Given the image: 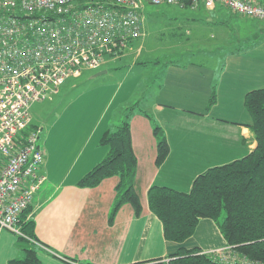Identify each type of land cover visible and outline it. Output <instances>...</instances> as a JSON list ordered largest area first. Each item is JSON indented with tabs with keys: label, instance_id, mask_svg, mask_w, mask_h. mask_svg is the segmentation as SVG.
Segmentation results:
<instances>
[{
	"label": "crops",
	"instance_id": "0c3cea01",
	"mask_svg": "<svg viewBox=\"0 0 264 264\" xmlns=\"http://www.w3.org/2000/svg\"><path fill=\"white\" fill-rule=\"evenodd\" d=\"M137 63L139 67H132V73L142 70L140 66L146 69L153 65L158 70L149 108L152 113L135 108L131 118L132 147L138 162L134 188L142 213L137 216L132 205L125 204L110 223L118 177L105 179L96 188L78 186L108 153L101 145L103 135L115 130L124 121L126 109L131 108L120 103L113 109L114 115L105 114L90 137L81 141L82 153L68 156L62 150L53 154L47 150L49 140L45 143L40 172L47 180L34 196L30 215L35 221L41 264H136L168 259L181 248L208 253L228 247L212 219H202L194 235L182 244L167 241L162 222L150 210L148 192L153 185L189 192L196 178L208 169L242 159L256 149L245 97L264 88V46L252 45L231 53L219 68L201 62ZM214 92L216 100L210 107ZM155 125L170 148L160 167L156 164ZM19 241L18 235L0 229V264L23 256Z\"/></svg>",
	"mask_w": 264,
	"mask_h": 264
},
{
	"label": "built area",
	"instance_id": "2783aa9c",
	"mask_svg": "<svg viewBox=\"0 0 264 264\" xmlns=\"http://www.w3.org/2000/svg\"><path fill=\"white\" fill-rule=\"evenodd\" d=\"M185 6L186 0H147ZM233 15L264 20V0H189ZM145 0H0V229L21 235L19 219L47 178L41 131L31 107L51 100L70 78L118 60L145 32ZM184 8V7H183ZM223 262L242 260L231 247L210 251ZM241 259V260H240ZM169 260L136 264H165Z\"/></svg>",
	"mask_w": 264,
	"mask_h": 264
},
{
	"label": "trees",
	"instance_id": "16d2710c",
	"mask_svg": "<svg viewBox=\"0 0 264 264\" xmlns=\"http://www.w3.org/2000/svg\"><path fill=\"white\" fill-rule=\"evenodd\" d=\"M184 8H192L189 0ZM215 100L214 92L210 107ZM245 107L252 118L251 131L257 141L255 150L242 159L208 169L196 178L189 192L153 185L148 200L151 212L162 222L167 241L182 244L194 235L202 219H212L218 223L228 246L242 260L264 263V88L249 92ZM135 111L134 106L126 109L124 121L103 135L101 145L108 148L106 157L78 183L82 188H96L105 179L119 178L110 223L125 204L132 205L137 216L142 213L134 188L138 162L132 147L131 118ZM35 128L31 125L23 135ZM154 133L158 138L156 164L160 167L168 158L170 148L159 126H154ZM32 212L31 204L18 223L23 256L9 264H41L35 221L30 218ZM223 212L225 216L220 218ZM168 260L169 264H243L242 261L223 262L214 255L185 248Z\"/></svg>",
	"mask_w": 264,
	"mask_h": 264
},
{
	"label": "rangeland",
	"instance_id": "374dc122",
	"mask_svg": "<svg viewBox=\"0 0 264 264\" xmlns=\"http://www.w3.org/2000/svg\"><path fill=\"white\" fill-rule=\"evenodd\" d=\"M145 1V32L137 44L129 47L118 61L86 71L79 79H68L51 100L31 107V125L41 131L39 144L44 153L47 140V150L53 154L62 150L68 156L82 153L81 141L90 137L105 114L114 115L113 109L120 103L124 108L134 106L151 114V95L156 89L158 70L149 65L135 71L139 67L137 62L154 60V63L181 65L201 62L219 68L231 53L252 45L264 46V20L233 15L222 5L207 10L203 5L183 8L185 6H157ZM103 71L106 73L96 76ZM130 81L132 85L125 86V82ZM137 82L139 86L135 87ZM145 90L148 91L145 93ZM195 126L201 127L197 123ZM224 216L225 212L220 218Z\"/></svg>",
	"mask_w": 264,
	"mask_h": 264
},
{
	"label": "water",
	"instance_id": "95a60500",
	"mask_svg": "<svg viewBox=\"0 0 264 264\" xmlns=\"http://www.w3.org/2000/svg\"><path fill=\"white\" fill-rule=\"evenodd\" d=\"M105 73H106V71H103V72L98 73L96 76H100V75L105 74Z\"/></svg>",
	"mask_w": 264,
	"mask_h": 264
}]
</instances>
